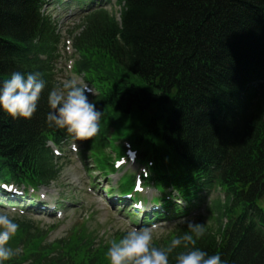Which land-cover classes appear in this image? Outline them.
Returning <instances> with one entry per match:
<instances>
[{"label":"trees","instance_id":"trees-1","mask_svg":"<svg viewBox=\"0 0 264 264\" xmlns=\"http://www.w3.org/2000/svg\"><path fill=\"white\" fill-rule=\"evenodd\" d=\"M90 1L74 38L75 72L98 91L103 116L98 133L82 139L80 159L111 174L121 151L114 143L128 135L156 160L157 187L183 198L220 191L207 218L193 219L205 229L196 247L228 264H264V0H116L118 17L110 0ZM45 2L0 0V80L39 71L46 81L30 119L0 111V178L35 186L56 182L66 165L47 142L69 138L45 119L48 92L61 82V37ZM13 217L20 227L8 246L17 254L5 264H110L107 247L124 234L106 241L97 228L73 226L47 242L26 217ZM186 231L176 224L153 243L167 247Z\"/></svg>","mask_w":264,"mask_h":264},{"label":"clouds","instance_id":"clouds-1","mask_svg":"<svg viewBox=\"0 0 264 264\" xmlns=\"http://www.w3.org/2000/svg\"><path fill=\"white\" fill-rule=\"evenodd\" d=\"M45 87L46 81L39 71L11 72L7 79L0 80V111L12 118L30 119L37 111ZM88 93L94 91L76 75L50 89L47 95L49 111L45 117L48 126L64 129L74 140L94 137L99 131L103 111L89 100ZM174 223H186L189 231L177 235L163 248L153 243V231L147 226L125 231L119 240L111 241L107 247L110 264H170V253L181 245L185 250L176 254L175 264H228L219 253L209 254L195 246L205 233L201 223L184 217ZM19 227L7 208L0 210V264L17 254L8 242Z\"/></svg>","mask_w":264,"mask_h":264},{"label":"rangeland","instance_id":"rangeland-1","mask_svg":"<svg viewBox=\"0 0 264 264\" xmlns=\"http://www.w3.org/2000/svg\"><path fill=\"white\" fill-rule=\"evenodd\" d=\"M114 2L115 0H112V3ZM45 13L50 15L54 20L57 31L61 37V45L64 43L63 37L64 39L67 37L72 41L76 27L80 23V13H78L73 6L62 7V5L58 4L56 1H53L46 7ZM59 50L61 58L57 60L55 66L60 81H63L66 79V72L63 71V67L67 56L64 50H61V46ZM77 58V53H75L73 56L74 61H76ZM79 77L81 79L82 76L79 75ZM73 141L77 143V152H71L68 147L69 144L60 148L63 153L62 155L65 156L67 161L58 180L56 182H51L48 186L39 187L41 189L40 192L46 193L51 200H58L62 203L65 210L64 218L62 220H56L54 216L45 213H30L27 219L31 221L32 226L42 230L45 233L47 242H52L66 236L73 226L80 224H86L91 227L90 229H99L97 235L100 237L103 233L102 238L104 240H109L112 232L115 230L119 229L121 232L131 230L133 227H128L131 221H135L136 224L139 225L141 223L139 217H132L129 221H124L117 212L120 208L116 206L110 208V206L106 204L107 202L104 201L100 192V190H104L101 183L104 182V187L108 190L107 188L110 182H108L107 179L103 180V176L100 175L99 171L90 167L93 166L90 160L86 161V163L81 161L78 151L82 149V141L72 138L71 142ZM125 173V170L118 172L115 180L112 181V185H116L117 179L122 177ZM90 186L94 194L98 197L88 192L87 188ZM114 189V194L121 193L117 187ZM215 196L216 194L214 197ZM64 200H68L69 205L66 203L63 204L64 202L62 201ZM3 208H5V201L0 198V210ZM9 214L15 216L12 212H9ZM205 217H207V215ZM173 226L174 224L154 230L153 240L161 239L163 236H166L167 231ZM49 231L51 232L48 234Z\"/></svg>","mask_w":264,"mask_h":264}]
</instances>
